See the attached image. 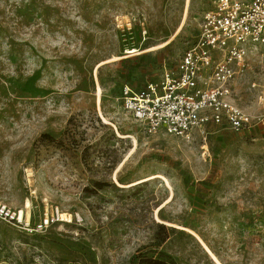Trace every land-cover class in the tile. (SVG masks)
Wrapping results in <instances>:
<instances>
[{"label": "rangeland", "instance_id": "rangeland-1", "mask_svg": "<svg viewBox=\"0 0 264 264\" xmlns=\"http://www.w3.org/2000/svg\"><path fill=\"white\" fill-rule=\"evenodd\" d=\"M212 1L0 0V203L81 217L0 219V264H264V130L148 133L119 100L175 65ZM232 98L264 112L260 54Z\"/></svg>", "mask_w": 264, "mask_h": 264}, {"label": "built area", "instance_id": "built-area-1", "mask_svg": "<svg viewBox=\"0 0 264 264\" xmlns=\"http://www.w3.org/2000/svg\"><path fill=\"white\" fill-rule=\"evenodd\" d=\"M252 53L264 60V0H213L200 19L195 40L175 65L139 89L124 85L121 107L148 133L163 130L184 138L209 123L226 124L244 134L264 130V112L250 115L232 98V80ZM62 216L56 210L31 225L20 210L0 203V219L27 232H39L55 221H81L77 213Z\"/></svg>", "mask_w": 264, "mask_h": 264}, {"label": "bare ground", "instance_id": "bare-ground-1", "mask_svg": "<svg viewBox=\"0 0 264 264\" xmlns=\"http://www.w3.org/2000/svg\"><path fill=\"white\" fill-rule=\"evenodd\" d=\"M28 205H29V202H28V201H26V202H25V206H24V207H25V208H28ZM23 211H24V210H23ZM27 211H28V210H27ZM20 213L22 214V211H21V210H20Z\"/></svg>", "mask_w": 264, "mask_h": 264}]
</instances>
